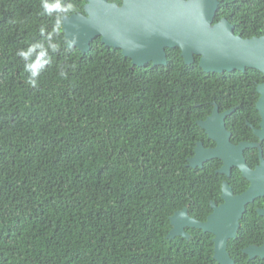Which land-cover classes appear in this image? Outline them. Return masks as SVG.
Returning <instances> with one entry per match:
<instances>
[{"label": "trees", "instance_id": "1", "mask_svg": "<svg viewBox=\"0 0 264 264\" xmlns=\"http://www.w3.org/2000/svg\"><path fill=\"white\" fill-rule=\"evenodd\" d=\"M217 1L214 24L264 37V0ZM85 3L0 0V264H218L212 234L186 228L188 238L170 239V217L187 208L205 222L223 182L235 196L247 190L236 168L218 172L221 160H188L211 143L198 122L215 105L235 108L232 144L254 140L245 121H260L263 74L204 73L179 48H166V65L138 67L100 38L82 53L68 47L62 19ZM244 156L257 164L256 149ZM263 201L246 206L227 243L233 264H264L241 251L263 242Z\"/></svg>", "mask_w": 264, "mask_h": 264}, {"label": "water", "instance_id": "2", "mask_svg": "<svg viewBox=\"0 0 264 264\" xmlns=\"http://www.w3.org/2000/svg\"><path fill=\"white\" fill-rule=\"evenodd\" d=\"M86 0L83 13L62 19V31L68 47L82 53L90 50V43L100 38L108 47L121 50L134 66L166 65V48H179L187 65L199 57V67L204 73L245 72L253 69L264 76V37L243 39L235 36L234 28L226 19L214 24L218 8L217 0ZM260 95L256 109L261 116L262 130L256 135L264 137V84L257 87ZM234 109L218 114L215 105L212 115L198 125L217 145L205 149L201 143L195 147L188 167L201 168L204 163L219 159L220 174L229 176L237 168L249 182L245 192L235 196L227 182L221 186L222 203H211L212 213L205 222L189 217L187 208L170 217L172 226L168 238H188L186 228H196L213 235L214 259L218 264H233L227 253V243L235 238L246 206L257 198L264 197V162L259 150L260 167L251 170L245 163L243 152L257 145L240 143L232 145L229 134L219 126L212 129L210 120L224 121ZM264 219V208L257 211ZM249 259L255 255L264 259V243L244 251Z\"/></svg>", "mask_w": 264, "mask_h": 264}, {"label": "flooded vegetation", "instance_id": "3", "mask_svg": "<svg viewBox=\"0 0 264 264\" xmlns=\"http://www.w3.org/2000/svg\"><path fill=\"white\" fill-rule=\"evenodd\" d=\"M261 84H264V83H261ZM261 84H259V85H261ZM258 85V86H259ZM257 86V87H258ZM257 87H256V91H257ZM258 93V92H257ZM259 98H260V95H259ZM259 98H258V100H259ZM257 100V101H258ZM257 103V102H256ZM217 106V105H216ZM217 108H218V106H217ZM255 108H256V104H255ZM213 110V109H212ZM224 112H226V111H224ZM224 112H219L218 111V114L219 115H221V114H223ZM233 113V112H232ZM231 113V114H232ZM231 114L230 115H228L227 117H225V119H224V121H220V120H217V121H212V120H210V121H208L209 122V126L212 128V129H214V128H218L219 126H221V124H222V127L224 128V131H225V133H227V134H229V141H230V143L232 144V142H231V139H232V136H233V133H232V131H230V130H228L227 129V127L229 128H231L232 127V125H231V122L229 123V124H227L228 123V118L231 116ZM212 115V112L210 113V115H208L203 121H201V122H204V121H206L210 116ZM259 116H260V113H259ZM260 123H261V116H260V121L258 122V126H255V125H253L251 122H249L248 120H246L245 121V126L250 130V132H251V135H252V137H254V140H245V141H241V142H239L238 144H240V143H249V144H255V145H257V147L256 148H246L245 150H244V152H243V157H244V160H245V163L247 164V166L251 169V170H256V168H258V167H260V165H261V160L259 159V150H260V152H261V155H262V160H263V162H264V158H263V152H262V147H264L263 145H264V137H260V136H258V135H256V133H255V131H260V130H262V128H261V126H260ZM205 132V131H204ZM205 134H206V132H205ZM206 136H207V138L211 141V143L207 146V147H205L201 142H198V143H201L202 144V146L205 148V149H212V148H215L216 147V145H217V143L214 141V140H212V139H210L209 137H208V135L206 134ZM197 143V144H198ZM196 144V145H197ZM238 144H236V145H238ZM232 145H234V144H232ZM247 149H256L257 150V156H258V162H257V164H255L253 167H250L249 166V164H248V162H247V160H246V158H245V156H244V153H245V151L247 150ZM222 166V165H221ZM221 168V167H220ZM219 168V169H220ZM234 168H232L231 170H230V173H229V176H227V178H229L230 177V175H231V171L233 170ZM237 169V168H236ZM238 170V169H237ZM239 171V170H238ZM240 172V171H239ZM240 174H241V172H240ZM242 176V175H241ZM245 179V178H244ZM246 180V179H245ZM249 187V186H248ZM257 199H264V197H260V198H257ZM264 208V201L262 202V205H261V207H258V208H256L255 209V211H256V213H257V211L258 210H260V209H263ZM258 214V213H257ZM263 218V217H262ZM263 221H264V219H263ZM240 227V226H239ZM263 243H264V238H263V242H262V244L261 245H259V246H256V245H249L248 247H246V248H244V249H242L241 251H242V253L246 256V258H247V260L248 261H251V260H253V259H255V258H259V259H261V260H264L263 258H261L260 256H254L252 259H249V257H248V255L247 254H245L244 253V251L246 250V249H248V248H250V247H261L262 245H263Z\"/></svg>", "mask_w": 264, "mask_h": 264}, {"label": "clouds", "instance_id": "4", "mask_svg": "<svg viewBox=\"0 0 264 264\" xmlns=\"http://www.w3.org/2000/svg\"><path fill=\"white\" fill-rule=\"evenodd\" d=\"M45 8H46V11H47V10H48V7L45 6ZM19 55L22 56V57L27 58V53H25V52H20ZM28 67H29L30 70H31L32 68H34V66H28ZM32 76H33V77L36 76V72H35L34 70L32 71ZM28 82H29V84L32 85L33 87L36 86V81H35L34 79H29Z\"/></svg>", "mask_w": 264, "mask_h": 264}]
</instances>
